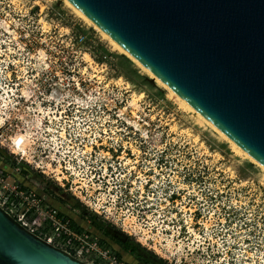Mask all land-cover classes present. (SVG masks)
<instances>
[{"label": "rangeland", "instance_id": "obj_1", "mask_svg": "<svg viewBox=\"0 0 264 264\" xmlns=\"http://www.w3.org/2000/svg\"><path fill=\"white\" fill-rule=\"evenodd\" d=\"M169 95L61 0H0L15 192L45 193L115 256L124 239L147 264H264L263 172Z\"/></svg>", "mask_w": 264, "mask_h": 264}, {"label": "water", "instance_id": "obj_2", "mask_svg": "<svg viewBox=\"0 0 264 264\" xmlns=\"http://www.w3.org/2000/svg\"><path fill=\"white\" fill-rule=\"evenodd\" d=\"M264 166V0H68ZM0 264H85L0 209Z\"/></svg>", "mask_w": 264, "mask_h": 264}, {"label": "built area", "instance_id": "obj_3", "mask_svg": "<svg viewBox=\"0 0 264 264\" xmlns=\"http://www.w3.org/2000/svg\"><path fill=\"white\" fill-rule=\"evenodd\" d=\"M11 174V170H5L0 165V209L21 227L85 264H128L124 258L112 255L97 239L93 240L91 234L78 233L66 217L57 215L61 213L60 210L45 207L44 202L47 201L41 193H26L25 190L15 192L18 185L7 181ZM13 176L17 183H21L18 177ZM93 211L99 214L98 210Z\"/></svg>", "mask_w": 264, "mask_h": 264}, {"label": "bare ground", "instance_id": "obj_4", "mask_svg": "<svg viewBox=\"0 0 264 264\" xmlns=\"http://www.w3.org/2000/svg\"><path fill=\"white\" fill-rule=\"evenodd\" d=\"M66 6L71 8L73 12L80 17L85 23L92 26L96 29L103 38L107 39L109 44L113 46V48L119 52L120 54L126 56L130 59L137 67H139L145 75H147L151 80L155 82L157 86H160L167 90L172 96L178 101L180 107L189 111L194 114L196 119L209 126L220 138H222L225 142L228 143L231 150L239 156H242L244 159L248 160L249 162L255 164L260 170L263 172L264 181V166L260 164L257 160H255L252 156H250L247 152H245L241 147H239L235 142L229 139L223 132H221L214 124H212L208 119H206L202 114H200L196 109H194L190 104H188L183 98H181L178 94H176L172 89H170L166 84H164L157 76H155L150 70H148L144 65H142L138 60H136L128 51H126L122 46H120L115 40H113L108 34H106L102 29H100L96 24H94L86 15H84L78 8H76L71 2L68 0H61Z\"/></svg>", "mask_w": 264, "mask_h": 264}, {"label": "flooded vegetation", "instance_id": "obj_5", "mask_svg": "<svg viewBox=\"0 0 264 264\" xmlns=\"http://www.w3.org/2000/svg\"><path fill=\"white\" fill-rule=\"evenodd\" d=\"M10 177H12V176H10ZM9 177V178H10ZM12 180H13V182H15V180H14V178H12ZM11 184H12V182H11ZM43 195V198H44V200H46L47 201V195H45V193H43L42 194ZM55 198V197H54ZM47 203H48V201H47ZM60 204V203H59ZM58 210H60V209H58ZM60 212L61 213H57V215L58 216H64V217H66L68 220H69V224L78 232V233H88V232H91L90 230H87V228H85V227H82L81 226V224L80 223H78L77 221H76V219L74 218L75 217V215L73 214L72 215V213L71 212H65V211H63L62 209L60 210ZM64 214V215H63ZM85 217V216H84ZM78 219V218H77ZM74 222V224L75 225H73L72 223ZM77 223V224H76ZM82 223V222H81ZM80 226H81V228H80ZM104 239V238H103ZM105 242V240H103L101 243H102V245H103V243ZM125 243H129V242H127V240H124V239H121L120 240V242H117V241H114L112 244L110 243V246L117 252V256L118 257H121V258H124L125 260H126V262L128 263V264H134V263H136V264H147V261L146 260H144L143 259V257H142V255H141V253L138 251V249L134 252V253H132L131 252V247H129L128 249H125L124 248V246H125ZM109 244V242L107 241V243L105 244V245H108ZM104 246V245H103ZM105 248H107V246H104ZM109 249V248H108ZM110 250V249H109ZM123 252H127L128 253V256H130V257H124V256H122V253ZM134 255V259L133 260H131V258H132V256Z\"/></svg>", "mask_w": 264, "mask_h": 264}, {"label": "trees", "instance_id": "obj_6", "mask_svg": "<svg viewBox=\"0 0 264 264\" xmlns=\"http://www.w3.org/2000/svg\"><path fill=\"white\" fill-rule=\"evenodd\" d=\"M89 217H92V215L89 216ZM72 224L75 225L74 222H73ZM116 241H117V242H120L119 239H117ZM129 247H131V252H132V253H134V252L138 249V246H137L136 244H135V245H134V244L131 245L130 243H125L124 248H125V249H128Z\"/></svg>", "mask_w": 264, "mask_h": 264}]
</instances>
